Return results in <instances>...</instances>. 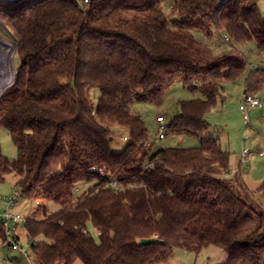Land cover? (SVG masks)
I'll list each match as a JSON object with an SVG mask.
<instances>
[{"label":"trees","instance_id":"16d2710c","mask_svg":"<svg viewBox=\"0 0 264 264\" xmlns=\"http://www.w3.org/2000/svg\"><path fill=\"white\" fill-rule=\"evenodd\" d=\"M161 2H0L19 60L0 92V126L17 149L8 159L0 148V184L11 174L22 195L42 199L41 216L24 223L38 264H157L176 247L209 245L226 253L219 264H264V207L239 177L225 182L228 152L205 135L206 114L245 61L237 52L213 56L193 35L222 33L264 51V13L256 0H172L169 18ZM177 80L198 96L179 102L166 132L195 135L199 146L152 151L131 106L159 101ZM263 83L257 68L245 94ZM120 130L126 141L116 151Z\"/></svg>","mask_w":264,"mask_h":264},{"label":"rangeland","instance_id":"374dc122","mask_svg":"<svg viewBox=\"0 0 264 264\" xmlns=\"http://www.w3.org/2000/svg\"><path fill=\"white\" fill-rule=\"evenodd\" d=\"M20 0L15 3H19ZM0 2H13L0 0ZM259 11L264 13V0H256ZM161 9L169 18L173 17L172 0H162ZM9 8H6L8 10ZM12 10V9H9ZM196 40L206 44L213 56L223 53L237 52L245 61L243 72L234 80L223 83L221 98L217 105L210 109L205 118L208 122L209 129L205 133L207 136L218 138L221 147L229 155V174L226 179L239 177L246 186L255 193V201L264 207V196L258 193V188L264 180V83L254 92L261 102L260 108H248L249 119L247 123L239 109L243 100L244 90L246 89V78L257 68H264V51L259 50L254 41H248L243 44H230L228 40L214 35L206 37L199 31H193ZM0 41H5L6 48H2L0 58V92L3 88L11 83V79L19 65L18 55L16 52L17 35L0 10ZM3 43V42H0ZM12 44V45H11ZM3 45V44H2ZM233 48V50H232ZM235 48V50H234ZM7 51H9L10 66L8 67ZM9 63V62H8ZM13 67V68H12ZM8 83V84H7ZM6 84V85H5ZM5 85V86H4ZM95 94V93H94ZM198 95L189 91L188 85L180 80L174 82L157 102L135 101L131 109L134 114L139 116L145 123L148 131V139L152 144V151L165 147H184L191 148L199 146V138L195 135L172 134L165 131L163 138L157 135L156 117L162 116L165 124L169 119L179 112V102L195 98ZM123 135L125 132L119 131L113 139L112 148L116 151L121 150L125 145ZM0 148L2 154L8 159H14L17 156L16 146L9 132L0 126ZM247 150L250 156L244 161L241 159L242 151ZM14 177L9 174L6 180L0 184V195L7 196L12 193ZM236 189L235 185H232ZM42 199H27L24 195L16 201L15 210L25 217H40L41 213H36V207ZM44 202V201H43ZM49 210L56 208L52 202H46ZM5 204L0 203V213L4 210ZM92 236L97 237L94 228H90ZM15 234L18 237V243L21 251L12 249L0 238V264H38L31 253L30 240L26 237L25 224L21 222L17 225ZM226 258V253L219 247L209 245L202 248L199 252H192L179 247L173 249L168 261L157 264H219ZM74 264H82L76 260Z\"/></svg>","mask_w":264,"mask_h":264},{"label":"built area","instance_id":"2783aa9c","mask_svg":"<svg viewBox=\"0 0 264 264\" xmlns=\"http://www.w3.org/2000/svg\"><path fill=\"white\" fill-rule=\"evenodd\" d=\"M9 2H18L20 0H5ZM80 7L86 8L89 4L90 0H74ZM227 40V37H225ZM261 102L260 100L251 95V94H245L243 96V100L239 105V109L243 114V118L245 122L247 123L249 116H248V108H260ZM156 123H157V135L159 138H163L166 131V124L164 118L160 115L156 117ZM125 139V138H124ZM264 152H260V154H263ZM250 156V152L247 150L242 151L241 159L244 161L247 157ZM229 174V172H228ZM227 175V174H226ZM110 186L118 188L119 184L116 182H109ZM74 193L78 192V188H75L73 190ZM22 196L21 188L19 186L14 187L12 193H10L7 196L0 195V203L5 204L4 210L0 213V222L1 226L3 228V235H4V242L9 245L14 250L21 251V246L18 243V237L15 234L17 225L21 222L26 223L28 220V217L23 216L22 214L18 213L15 210L16 207V201L19 197ZM30 243H34V241H30ZM31 264H33V261H31Z\"/></svg>","mask_w":264,"mask_h":264},{"label":"bare ground","instance_id":"6f19581e","mask_svg":"<svg viewBox=\"0 0 264 264\" xmlns=\"http://www.w3.org/2000/svg\"><path fill=\"white\" fill-rule=\"evenodd\" d=\"M0 42H3V43H0V49H1L2 52H4V50H2V48H6V45H4V43H6V42H5V41H0ZM2 44H3V45H2ZM11 45H12V44H11ZM8 52H9V51H7V53H6L7 56H6L5 58H7V64H8V67L11 68V66H10V61H11V60H10V58H9V53H8ZM8 62H9V63H8ZM12 68H13V67H12ZM4 88H5V87H4ZM4 88H3V89H4ZM2 91H3V90H2ZM2 91H1V92H2Z\"/></svg>","mask_w":264,"mask_h":264},{"label":"water","instance_id":"95a60500","mask_svg":"<svg viewBox=\"0 0 264 264\" xmlns=\"http://www.w3.org/2000/svg\"><path fill=\"white\" fill-rule=\"evenodd\" d=\"M13 79H14V75H13ZM13 79H12V81H11V83L9 84V85H11L12 83H13ZM8 85V86H9ZM3 92V91H2ZM1 92V93H2ZM0 93V94H1ZM225 182H227V183H231L232 182V179L231 178H228V179H225ZM155 239L154 238H145V239H141V242H149V241H154Z\"/></svg>","mask_w":264,"mask_h":264},{"label":"flooded vegetation","instance_id":"af4514ba","mask_svg":"<svg viewBox=\"0 0 264 264\" xmlns=\"http://www.w3.org/2000/svg\"><path fill=\"white\" fill-rule=\"evenodd\" d=\"M1 55H2V51H1V49H0V58H1Z\"/></svg>","mask_w":264,"mask_h":264},{"label":"crops","instance_id":"0c3cea01","mask_svg":"<svg viewBox=\"0 0 264 264\" xmlns=\"http://www.w3.org/2000/svg\"><path fill=\"white\" fill-rule=\"evenodd\" d=\"M244 94L246 93V90H244V92H243ZM255 96V95H254ZM264 152V151H263Z\"/></svg>","mask_w":264,"mask_h":264}]
</instances>
